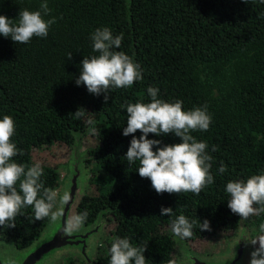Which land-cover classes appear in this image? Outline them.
Returning a JSON list of instances; mask_svg holds the SVG:
<instances>
[{"label":"trees","instance_id":"trees-1","mask_svg":"<svg viewBox=\"0 0 264 264\" xmlns=\"http://www.w3.org/2000/svg\"><path fill=\"white\" fill-rule=\"evenodd\" d=\"M44 0H0V15L16 20L20 10L39 11ZM55 18L46 38L33 37L16 44L0 35V119L11 116V138L19 152L18 164H39L44 187L55 190L59 173L37 163L35 152L49 151L57 143L72 147L73 132L86 133L96 145L87 149V178L78 214L87 212L84 226L107 224L91 264H109L113 238H128L143 247L146 264H185L171 232V222L184 215L193 223L186 243L225 244L246 228L259 235L264 213L243 222L227 207L229 181L247 180L264 173V2L261 0H47ZM108 27L113 36L123 34V52L140 66L142 79L124 88L110 87L105 94H90L76 85L82 59L93 52L92 33ZM71 53V59H67ZM157 88L158 98L182 101L189 111L207 107L212 122L207 131L190 134L208 145L214 182L197 195L191 192L157 194L147 178L136 171L139 162L125 158L133 135L124 136L126 103L150 102L147 88ZM78 109L86 114L75 118ZM148 139L164 145L182 141L174 134ZM216 151H212V147ZM156 148H153L155 151ZM221 162L226 166L219 173ZM19 190V184H17ZM55 205L53 211L55 210ZM256 207H259L257 205ZM171 208V216H161ZM209 221L210 231L199 223ZM36 220L32 206L23 207L15 227H0V239L13 250L38 241L52 222ZM259 245L257 243L256 248ZM254 249V250H255ZM61 254V253H59ZM59 264H89L69 255Z\"/></svg>","mask_w":264,"mask_h":264},{"label":"clouds","instance_id":"clouds-1","mask_svg":"<svg viewBox=\"0 0 264 264\" xmlns=\"http://www.w3.org/2000/svg\"><path fill=\"white\" fill-rule=\"evenodd\" d=\"M264 2V0H261ZM47 0L40 5L39 11L20 10L16 20H9L0 15V35L11 38L16 44H27L33 37L46 38L49 27L56 22L55 18L47 21L43 16L50 14ZM43 13V16H42ZM123 34L113 36L108 27L97 28L91 35L93 52L98 55L83 58L81 71L75 80L77 86L83 84L93 95L105 94L110 87H130L135 81L141 80L140 66L123 52L113 51L121 45ZM69 53L67 59H71ZM150 102L126 103L127 120L123 135L129 136L139 131L137 139L134 135L126 152L125 158L132 164L139 162L137 168L141 178H147L157 194H179L191 192L199 194L206 186L214 182L210 174L212 157L207 153L208 145L197 141L190 133L196 130L207 131L212 122L207 107H197L189 111L182 109V101L165 102L158 98V89L147 88ZM86 114L84 109H78L74 114L80 118ZM15 133V123L11 116L0 119V227L7 224L14 228L15 218L23 207L32 206L36 220L51 216L55 221L59 211H53L57 192L44 187L40 180L43 169L39 164L28 166L12 160L19 152L11 138ZM154 136L174 134L182 142L164 145L161 141L148 139V134ZM156 148L153 151V148ZM212 147V151H216ZM219 173L226 171L221 162ZM19 184V190L17 189ZM225 192L228 194L227 207L238 215L243 222L250 216L264 213V173L250 176L245 180L229 181ZM70 197L65 192L61 204L68 203ZM259 205V207H256ZM171 208H161V216H171ZM87 212L74 214L67 221L70 230L79 229L87 219ZM201 231H210L209 221L199 223ZM193 223L184 215H179L171 222V232L181 238L193 235ZM259 235L248 243L259 247L250 253V264H264V223L259 225ZM143 247L133 246L128 238H113L109 249V264H146ZM5 264H15L6 260ZM171 264V262H170Z\"/></svg>","mask_w":264,"mask_h":264},{"label":"water","instance_id":"water-1","mask_svg":"<svg viewBox=\"0 0 264 264\" xmlns=\"http://www.w3.org/2000/svg\"><path fill=\"white\" fill-rule=\"evenodd\" d=\"M86 133L73 132L74 144L69 162V176L62 191V195L67 192L69 201L66 204L59 205V215L55 221H52L43 231L40 239L23 250H13L0 239V264H5L6 260L15 261V264H52L51 260L56 255L64 251L76 250L77 253L91 263L87 252L90 250L91 239L98 238L100 229L104 223H100L104 212L97 218V224L90 227H80L76 230H70L67 227V221L74 214H78V207L85 193V170L84 162L91 157L87 155V150L83 148V137ZM177 248L183 257V261L188 264H222L212 259H204L194 254L186 247L183 240L174 238ZM249 240L243 236V240L237 243V259L230 264H248L244 257V246ZM245 242V244H244Z\"/></svg>","mask_w":264,"mask_h":264},{"label":"rangeland","instance_id":"rangeland-1","mask_svg":"<svg viewBox=\"0 0 264 264\" xmlns=\"http://www.w3.org/2000/svg\"><path fill=\"white\" fill-rule=\"evenodd\" d=\"M82 143H83V148L86 150L96 145L95 141L90 137L83 138ZM71 153H72V147L66 146L65 144H62V143H57L49 151H39L33 154V157L37 163H45L46 165L52 168H55L59 173V184L54 190L58 194L56 197V205H55L54 211H58V208L60 205V198L62 196V191L64 190V187L66 185V182L69 176V162H70ZM84 170H85V176L87 178L85 164H84ZM85 187H86V182H85ZM93 225L94 224L90 226H93ZM90 226L82 225V227H85V228L90 227ZM106 226L107 224L104 223L102 226V229H100L99 231L100 235L98 236V240L91 243V247L89 251L90 260H92L94 257V254L100 243V239L102 238L105 230L107 229ZM243 230H246V228L244 227V229L240 230L234 239H232L231 241H228V243L225 242V244L223 245L219 243H215L213 240L210 241L209 243L201 242V241H195L193 243H186L185 241L184 242L186 244V247L190 249L197 256H200V257H207V256L222 257L223 256L224 257L225 255H227L229 251V247L231 246V243L239 239L241 233H243ZM246 231H248L247 236H248V240L250 241L252 238L249 235V230L247 229ZM256 245H251V244L248 245L247 253L249 255V264H250V259H251L250 253L254 251ZM69 255L81 257L76 251L68 252V253H61V255L56 256V258L52 260V264H59V262L62 261L64 257L69 256Z\"/></svg>","mask_w":264,"mask_h":264},{"label":"flooded vegetation","instance_id":"flooded-vegetation-1","mask_svg":"<svg viewBox=\"0 0 264 264\" xmlns=\"http://www.w3.org/2000/svg\"><path fill=\"white\" fill-rule=\"evenodd\" d=\"M247 234H248V231H246V230H243V233H241V235H240V237H239V239H237L236 241H233L232 243H231V246L229 247V251H228V253H227V255H225L224 257L222 256V257H211V256H207V257H202V258H204V259H212V260H214L215 262H220V263H222V264H230V263H232V262H234L236 259H237V254H236V252H237V243H238V241L239 240H243V236H245V238H247L248 239V236H247ZM96 237V236H95ZM92 238L91 239V243L92 242H94V241H97L98 240V238ZM249 242V241H248ZM246 243L245 244V242H244V244H245V246H244V257H246L245 259H246V261H248V264H249V255H248V253H247V248H248V245H249V243ZM75 251V249L74 250H70V251H66L65 253H68V252H74ZM90 251V250H89ZM89 251H88V253H89ZM87 253V254H88ZM58 255H61V254H58ZM89 255V254H88ZM184 262V261H183ZM185 264H188V263H186V262H184Z\"/></svg>","mask_w":264,"mask_h":264},{"label":"bare ground","instance_id":"bare-ground-1","mask_svg":"<svg viewBox=\"0 0 264 264\" xmlns=\"http://www.w3.org/2000/svg\"><path fill=\"white\" fill-rule=\"evenodd\" d=\"M100 223H102V221H100ZM95 224H97V222H96ZM95 224H94V225H95ZM4 244H5L6 246L10 247L9 244H7V243H4ZM90 247H91V246H90ZM11 248H12V247H11ZM75 251H76V250H75ZM75 251H74V252H75ZM65 252H66V251H64V252H62V253H65ZM76 252H77V251H76ZM87 253H88V252H87ZM88 254H89V253H88ZM56 256H58V254H57ZM88 257H89V255H88ZM82 258H83V257H82ZM83 259H84V258H83ZM84 260H85V259H84ZM90 261L92 262V260H90ZM51 262H52V260H51ZM89 264H91V263H89Z\"/></svg>","mask_w":264,"mask_h":264}]
</instances>
